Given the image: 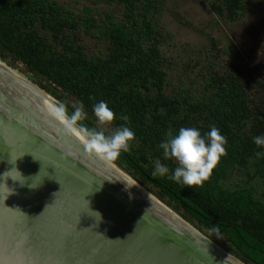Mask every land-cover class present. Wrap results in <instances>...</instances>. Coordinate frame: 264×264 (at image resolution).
<instances>
[{"label":"trees","instance_id":"trees-1","mask_svg":"<svg viewBox=\"0 0 264 264\" xmlns=\"http://www.w3.org/2000/svg\"><path fill=\"white\" fill-rule=\"evenodd\" d=\"M102 1L122 6V18L93 16L90 9L78 16L50 0H0V59L22 63L38 87L61 103L64 97L82 103L88 120L100 100L117 117H129L104 130L111 134L123 125L136 133L129 151L111 162L198 230L217 232L242 263L264 264V146L253 143L264 135V78L236 63L237 71L210 72L198 97L167 93L161 38L150 19L157 0ZM241 9V0H218L215 7L228 20ZM81 34L103 40L105 50L88 53ZM88 120L89 128H98ZM209 125L228 145L208 181L188 187L153 177L157 159L176 166L159 147L170 127L204 133Z\"/></svg>","mask_w":264,"mask_h":264},{"label":"water","instance_id":"water-1","mask_svg":"<svg viewBox=\"0 0 264 264\" xmlns=\"http://www.w3.org/2000/svg\"><path fill=\"white\" fill-rule=\"evenodd\" d=\"M6 73L0 183L12 194L0 199V264H239L87 153ZM30 89L54 101L37 85ZM13 167L21 173L12 174L17 181H4Z\"/></svg>","mask_w":264,"mask_h":264},{"label":"rangeland","instance_id":"rangeland-1","mask_svg":"<svg viewBox=\"0 0 264 264\" xmlns=\"http://www.w3.org/2000/svg\"><path fill=\"white\" fill-rule=\"evenodd\" d=\"M50 1L78 16L90 9L93 16L108 14L122 18V6L102 0ZM217 4L218 0H157L150 19L161 38L158 48L166 71L167 93L182 91L198 97L210 72L237 71L234 70L236 63L240 69L249 67L264 78V0H241L242 9L234 20L219 16L215 11ZM81 35L88 53L105 50L103 40ZM0 61L37 85L34 76L19 61L13 58ZM53 99L61 104L60 100ZM63 102L67 103L69 112L74 111L70 97H64ZM90 119L96 127L111 130L110 125H100L96 117L89 118L92 122ZM152 190L155 189L152 187ZM201 232L227 251L217 232Z\"/></svg>","mask_w":264,"mask_h":264},{"label":"clouds","instance_id":"clouds-1","mask_svg":"<svg viewBox=\"0 0 264 264\" xmlns=\"http://www.w3.org/2000/svg\"><path fill=\"white\" fill-rule=\"evenodd\" d=\"M71 108L74 111L69 112L67 103L63 102L57 111L67 121L66 132L79 133L87 138V143L84 145L87 153L101 160L111 161L119 158L122 152L129 151L136 139V133L130 126L122 125L111 134H106L103 128H89L84 123L88 120V115L82 103H72ZM92 110L100 125H111L116 119L126 122L129 120L127 116L117 117L108 102L104 100L94 103ZM209 128V131L202 133L195 127H181L178 133H174L170 127L159 147L162 149L163 159L174 161L176 166L172 168L157 159L154 161L153 177H166L170 181L188 187L199 186L208 181L222 158L227 155L228 145L227 137L217 126L209 125ZM253 143L264 146V135L253 137ZM15 163L11 164L15 165ZM14 172L19 171L13 167L5 172L3 180L5 181V177H10L17 181L12 175ZM11 194L12 190L7 186L6 181L0 183V199L7 198ZM218 227L214 226L212 230L216 231Z\"/></svg>","mask_w":264,"mask_h":264},{"label":"bare ground","instance_id":"bare-ground-1","mask_svg":"<svg viewBox=\"0 0 264 264\" xmlns=\"http://www.w3.org/2000/svg\"><path fill=\"white\" fill-rule=\"evenodd\" d=\"M0 69L5 70V72L1 71L3 74L1 72H0V74L4 75L7 72L6 74L8 75V77L5 75V78L7 80L14 79L16 81L15 87H17L22 93H24L30 100H32L33 102L38 101L39 103H41L40 108L42 110L44 109L43 110L44 112H46L48 115L52 114L62 124H64V125L67 124V121L64 120L59 115L58 111L54 108L53 104H55V101H53L49 98H48V100H42V98H40V95H38V93H41V92H37V91L30 89V88L36 89V85H34L31 81H29L22 73H20L19 71H15L11 67H9L6 64L1 63V62H0ZM24 86H26V87H24ZM41 94H43V93H41ZM72 135L75 136V138L77 140L81 141V143L83 145H85L87 143V138L84 137L82 134L75 133ZM101 161L104 162L109 168H111L116 174H118L123 180H125L131 187H133L144 198L149 200L151 203H153L154 205L159 207L161 210H163L164 212H166L167 214L172 216L174 219H176L177 221L182 223L184 226H186L187 228H189L190 230H192L193 232H195L197 235H199L200 237H202L203 239H205L208 242V238L200 230H198L197 228H195L194 226L189 224L187 221H185L181 216H179L176 212H174L172 209L167 207L158 198H156L147 189H145L141 184L136 182L132 177H130L124 171L119 169L111 161H105V160H101ZM225 254L228 255L227 253H225ZM228 256L230 258H232L233 260H235L236 262H238L239 264H243V263H241V261L235 259V257H232L230 255H228Z\"/></svg>","mask_w":264,"mask_h":264}]
</instances>
